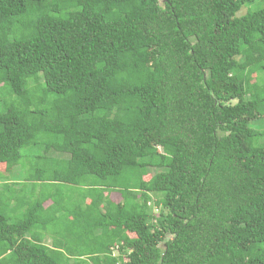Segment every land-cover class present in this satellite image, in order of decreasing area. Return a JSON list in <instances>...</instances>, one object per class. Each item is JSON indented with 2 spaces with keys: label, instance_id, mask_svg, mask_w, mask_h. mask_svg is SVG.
<instances>
[{
  "label": "trees",
  "instance_id": "trees-1",
  "mask_svg": "<svg viewBox=\"0 0 264 264\" xmlns=\"http://www.w3.org/2000/svg\"><path fill=\"white\" fill-rule=\"evenodd\" d=\"M252 121L264 0H0V264H264Z\"/></svg>",
  "mask_w": 264,
  "mask_h": 264
},
{
  "label": "rangeland",
  "instance_id": "rangeland-1",
  "mask_svg": "<svg viewBox=\"0 0 264 264\" xmlns=\"http://www.w3.org/2000/svg\"><path fill=\"white\" fill-rule=\"evenodd\" d=\"M254 6H245V8L247 9H253ZM246 13V9H242L238 15L241 16L243 14ZM234 103V102H233ZM248 126L253 129V130H256V131H261L263 128H264V123L262 121H252L248 124ZM263 142H264V139H263ZM38 151V149H36ZM28 154L29 156L26 157L24 155V157L22 158V162L20 165H18V167H16L14 169V172L13 174L8 173V177L7 178H12V177H19V176H23L25 175V171L28 170L30 167H31V162H30V159H31V156L32 155H37V152L33 151V150H25L23 154ZM152 176V172H150V174H148L147 176L144 177V180H149L150 177ZM111 199L112 200H115V194H111ZM46 204H49V203H46Z\"/></svg>",
  "mask_w": 264,
  "mask_h": 264
},
{
  "label": "clouds",
  "instance_id": "clouds-1",
  "mask_svg": "<svg viewBox=\"0 0 264 264\" xmlns=\"http://www.w3.org/2000/svg\"><path fill=\"white\" fill-rule=\"evenodd\" d=\"M114 255H116L115 252H114Z\"/></svg>",
  "mask_w": 264,
  "mask_h": 264
}]
</instances>
